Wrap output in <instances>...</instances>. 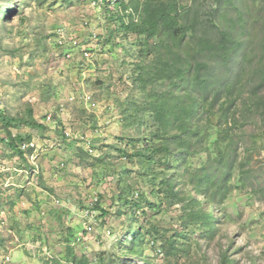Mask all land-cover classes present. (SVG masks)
<instances>
[{"label":"rangeland","instance_id":"374dc122","mask_svg":"<svg viewBox=\"0 0 264 264\" xmlns=\"http://www.w3.org/2000/svg\"><path fill=\"white\" fill-rule=\"evenodd\" d=\"M92 1L0 0V111L29 119L32 110L38 122L10 128L14 136L36 143L31 152L21 156L0 141V264H78L82 258L83 264H111L124 254L125 234L143 220L123 197L156 200L150 164L131 156L151 129L129 125L124 113L129 96L140 97L134 36L115 31L113 11L105 7L110 0L101 6ZM203 2L206 11L215 3ZM232 6H219L216 21L224 27L238 16L237 9L249 20L251 43L227 72L246 68V84L264 63V0H234ZM62 27L79 41L71 58L57 44ZM84 49L90 57L83 56ZM236 128L240 159H250L246 182L239 183L237 165L233 189L221 205L225 217L211 239L194 232L201 247L190 264H219L224 253L234 264H264V122L255 117ZM6 137L0 121V138ZM204 159L205 154L194 158V165ZM177 207L147 210L170 234ZM87 208L96 211L91 231L83 217ZM140 250L132 264H163L157 242L146 240Z\"/></svg>","mask_w":264,"mask_h":264},{"label":"trees","instance_id":"16d2710c","mask_svg":"<svg viewBox=\"0 0 264 264\" xmlns=\"http://www.w3.org/2000/svg\"><path fill=\"white\" fill-rule=\"evenodd\" d=\"M214 2L210 11L205 10L203 0L190 4L182 0H110L105 6L113 11L115 31L124 38L134 36L140 97L129 96L124 113L129 125L151 129L131 156L150 164L149 179L156 196L155 201L145 198V205L142 200L123 197L124 205L135 207L143 220H137L125 234L124 254L111 264H132L131 257L141 255L146 240L159 244L163 264H190L194 249L201 247L194 232L211 239L225 217L221 205L233 189L237 165L239 183L246 182L250 159H240L233 135L249 119L259 117L264 122V63L254 69L246 84L242 81L246 68L227 75L230 61L251 43V30L245 27L249 20L240 9L237 17L220 26L215 15L219 6L233 7L234 0ZM249 84L245 90L244 85ZM0 121L7 131L1 142L21 156L33 150H22L19 141L23 138L10 129L18 122L37 126L32 110L29 119L0 111ZM204 154V161L195 166L194 158ZM163 206H178L176 227L170 234L148 214L147 209L159 211ZM83 263L84 258L78 264ZM234 263L226 253L219 262Z\"/></svg>","mask_w":264,"mask_h":264},{"label":"built area","instance_id":"2783aa9c","mask_svg":"<svg viewBox=\"0 0 264 264\" xmlns=\"http://www.w3.org/2000/svg\"><path fill=\"white\" fill-rule=\"evenodd\" d=\"M92 4L94 6H101L105 4V0H93ZM57 44L58 46L63 50L64 56L66 58H71L73 56V50L76 48L79 44V41L77 38L71 37L70 33L67 32V30L62 27L59 28L56 34ZM83 56L90 57V52L88 49L81 50ZM53 117L51 114L47 115V119L51 120ZM66 135L71 137V132L65 131ZM87 144V149L89 152H94V150L91 147V142L89 140ZM36 143L32 140H22L20 143V148L24 151H27L29 149H35ZM95 210L93 208H87L83 211V217L85 218V227L87 230L91 231L93 230V221L96 217Z\"/></svg>","mask_w":264,"mask_h":264}]
</instances>
